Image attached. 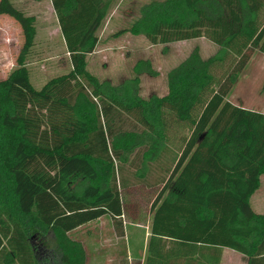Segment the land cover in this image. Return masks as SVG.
<instances>
[{
  "label": "trees",
  "instance_id": "16d2710c",
  "mask_svg": "<svg viewBox=\"0 0 264 264\" xmlns=\"http://www.w3.org/2000/svg\"><path fill=\"white\" fill-rule=\"evenodd\" d=\"M49 3L71 70L35 90L25 69L34 19L0 0L22 36L0 79V264H87L75 231L103 217L120 230L147 206L145 254L133 264H220L224 249L264 264V214L249 205L264 174V114L226 99L252 53L264 56V0L142 5L112 37L216 47L207 59L195 47L167 72L166 94L148 98L138 87L157 75L148 60L117 85L85 69L109 1ZM169 151L176 161L161 168ZM141 187L157 188L150 203Z\"/></svg>",
  "mask_w": 264,
  "mask_h": 264
},
{
  "label": "rangeland",
  "instance_id": "374dc122",
  "mask_svg": "<svg viewBox=\"0 0 264 264\" xmlns=\"http://www.w3.org/2000/svg\"><path fill=\"white\" fill-rule=\"evenodd\" d=\"M10 1L16 9L34 19L35 34L33 45L26 57L25 69L30 85L35 90H40L50 80L65 76L71 70L56 18L49 0ZM106 1H109L110 7L96 33L98 45L84 59L85 69L98 81L105 80L117 85L133 76V67L137 61L148 60L157 75H142L138 78L139 94L142 98L162 97L167 92V72L182 62L195 47L202 59L209 58L216 51V47L205 39L162 46L151 45L141 37L127 34L112 37L138 16V9L142 5L152 0ZM21 45L19 26L12 19L0 16V79L6 78L15 69V59ZM263 82L264 56L255 51L226 99L234 105L264 114V94L261 93ZM176 158V154L169 151L161 160V168L171 169ZM162 175L161 173V177ZM139 192L150 203L157 188L148 193L141 187ZM249 205L255 214H264V174L260 177L258 188L251 196ZM143 209L136 223L121 220L120 230L117 224L116 227L113 226L109 217H103L96 223L75 231L72 237L84 245L87 264H133L136 260H142L151 222L150 215L145 214L148 206ZM119 232L122 236H118ZM47 243L51 245L49 240ZM229 261L230 257L226 255L223 264H228ZM241 261L244 259L234 255V264H241Z\"/></svg>",
  "mask_w": 264,
  "mask_h": 264
},
{
  "label": "crops",
  "instance_id": "0c3cea01",
  "mask_svg": "<svg viewBox=\"0 0 264 264\" xmlns=\"http://www.w3.org/2000/svg\"><path fill=\"white\" fill-rule=\"evenodd\" d=\"M37 2H39V1H37ZM101 219H102V218H101ZM101 219H99V220H101ZM99 220H97V221H99ZM97 221H94L93 223H96ZM89 224H91V223H89ZM147 239H148V238H147ZM225 252H226V253H225ZM229 253H230V254H229ZM226 255L230 257V261H229L228 264H234V255H237V256H239L240 258L244 259L242 256H240V255H238V254H236V253H234V252H232V251H227V249H224V250L222 251V254H221L220 264H223ZM142 259H143V258H142ZM241 264H246L245 259H244V261H241Z\"/></svg>",
  "mask_w": 264,
  "mask_h": 264
}]
</instances>
